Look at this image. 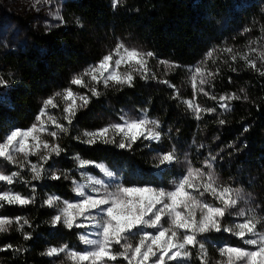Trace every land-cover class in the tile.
Masks as SVG:
<instances>
[{"label": "snow or ice", "instance_id": "snow-or-ice-1", "mask_svg": "<svg viewBox=\"0 0 264 264\" xmlns=\"http://www.w3.org/2000/svg\"><path fill=\"white\" fill-rule=\"evenodd\" d=\"M121 3L122 0H112V7L116 8ZM54 18L63 22L59 11ZM243 31L247 33L252 29L246 27ZM260 31L264 33V25H261ZM262 41L264 36L261 40L249 41L247 51L243 52L231 46L210 49L201 62L187 69L193 91L190 99L181 98L176 85L167 79L158 80L151 71L149 60L155 57L154 52L118 42L98 62L74 74L69 87L45 98L35 121L29 127L13 128L3 135L0 140V160L15 165L19 170L6 174L0 166V182L7 186L23 182L31 191L24 195L13 191L11 187L0 190V209L6 205L24 207L34 204L36 191L32 181L45 178L60 180L63 176L64 179H70L73 185L74 199L69 201L54 193L46 195L41 201L42 206L52 208L56 213L50 224L69 230L90 228L91 231L78 233L79 242L85 246L83 250L78 251L63 244L50 246L41 253L49 257L63 254L61 264H116L119 259H123L126 264H188L193 249L197 250L199 264H209L208 250L198 237L221 232L238 238L245 247L223 243L216 249L221 259L215 264H264V231L257 227L261 224V218L253 208L245 210L237 207L242 199L241 194L238 189L219 182V178L211 171L216 160L211 153L200 167H194L185 157L183 171L171 182L170 189L156 187L152 183L126 184L118 169L114 171L104 162L85 159L78 153L72 159L82 179L70 178L66 172L54 171V163L45 168L53 157L66 152L58 141L62 135L69 133L77 112L86 108L92 98L102 95L97 85L102 84L105 88L131 87L137 76L144 80H158V83L172 89L173 98L181 100L194 118L200 120L206 114L216 113L217 109L202 107L196 102L197 94L216 101L225 112L230 110L231 101L249 99L244 89H240L242 95L232 92L217 96L206 91L205 85L213 86L212 81L220 72L219 67L215 71L210 69L208 62L216 63L219 59L217 53L227 54L225 64L231 66L229 61L241 60L247 68L264 76V44L261 47L254 46ZM158 64L166 68L179 67L175 62L166 60H159ZM7 84L8 81L0 77V86ZM72 86L87 91L75 92ZM58 108L61 109L60 116L51 114V110ZM119 121L94 130H83L73 139L88 146L115 145L124 150H131L137 141H148L163 147L160 121L150 118L146 109L141 110L138 116L123 113ZM218 123L223 125L226 121L221 119ZM45 136L49 139H45ZM30 157L37 159L33 162ZM153 160L156 175H162L179 163L175 145L168 150L158 151ZM90 168L98 170V174H90ZM24 169L31 174L30 180L22 175ZM206 194L214 202L206 201ZM233 215L241 218L242 222H234L230 226L223 223L226 217ZM14 224L24 240L32 238L31 232L24 231L25 226L32 227L26 217L0 215V233L9 232ZM146 229H154L155 232ZM114 246H118L119 250L114 251ZM5 250H13V245L7 244L0 248V251Z\"/></svg>", "mask_w": 264, "mask_h": 264}, {"label": "trees", "instance_id": "trees-1", "mask_svg": "<svg viewBox=\"0 0 264 264\" xmlns=\"http://www.w3.org/2000/svg\"><path fill=\"white\" fill-rule=\"evenodd\" d=\"M255 10L254 5L250 7L242 0H122L116 8L112 7V0H65L62 26L33 33L32 43L26 49H0V69L11 75L8 92L0 96V140L13 128L29 127L44 98L67 87L74 72L98 62L115 42L137 40L154 52L157 59L175 62L180 69L194 64L210 49L232 41L235 26L247 21ZM182 75L180 72L171 75V82L177 86ZM215 85L219 93L235 90L239 94L244 89L249 99L234 100L229 111L206 114L197 120L184 113L182 104L172 99L173 90L136 78L131 87H104L101 96L92 98L78 112L76 128L91 129L98 125V115L124 105L147 109L165 126H169L168 121L176 123L169 135L168 132L162 135L163 144L178 143L181 139L190 141L210 126L211 134L224 149L226 164L235 172L233 177L252 187L264 208V76L250 70L234 73L223 69ZM221 119L226 123L219 124ZM63 145L68 152L119 165L127 171L140 173L155 164L151 155L156 148L144 141L124 150L115 145L88 146L67 136ZM59 165L71 178L78 177L74 162L68 158L59 157ZM172 173L170 170V177ZM34 183V204L6 205L1 209L4 216L26 217L32 225L24 229L31 232L30 240L23 239L15 224L9 232L0 233V248L13 245V250L0 251L3 264H59L55 257L41 253L50 246H79V229L53 227L50 220L56 213L41 203L53 193L66 200L73 198L70 179L62 176L60 180L45 178ZM21 191L27 189L22 187Z\"/></svg>", "mask_w": 264, "mask_h": 264}, {"label": "rangeland", "instance_id": "rangeland-1", "mask_svg": "<svg viewBox=\"0 0 264 264\" xmlns=\"http://www.w3.org/2000/svg\"><path fill=\"white\" fill-rule=\"evenodd\" d=\"M64 2H65V0H0V49L5 50V51L26 49L32 43V34L33 33H36V32L42 31V30H49V29H53V28H57L59 26H62L64 24V21L60 22L59 20L54 18V15L57 11H59V14L63 17L62 11H63V7H64ZM242 2L249 5L250 7H252V5H254L256 10L251 14V16H249V17L247 16V21L243 22L240 26L239 25L235 26L236 32H235V36L233 37L232 41L226 42L225 45H223L222 47H215V48H223L225 46H231L234 48V50L243 52V51H247L246 46L248 45L249 41L261 40V37L264 36V33H261V31H260L261 25H264V0H242ZM246 27L251 28L252 31L247 32V33L244 32L243 30ZM237 28H238V30H237ZM238 37H240V39H236ZM118 42H123L126 46L140 48L143 51H149L139 41L134 40L132 38H128V39H121V40L115 42V44H112L111 46L107 47V49H106L107 53L109 51H111ZM262 44H264V41H262L261 44H257L254 46L255 47H261ZM217 55L219 56V59L216 61V63H212V61H209L208 67L210 69H212L213 71H215V69L217 67H219L220 68L219 75L215 78L214 81H212L213 86L205 85V90L210 91L214 95L220 96V95H223L225 93H232V92L237 93V91H235V90H233L231 92L219 93V91L215 85V82H216V80L219 79V76L221 75L223 69H231L232 70L233 68H235L236 71H233L234 73H238V72H240V69H244V70H250L251 72L255 73L256 75H260L259 73L253 71L252 69L247 68L245 66V63L241 60H237L236 62L229 61L230 65H231V66H229L228 64L224 63V60L228 59L227 54L217 53ZM204 58H205V55H204V57H202L198 61H196L194 64H191V65H188L186 67H182L180 69H177V68H166L164 65L158 64L159 59L154 57V58H151L149 60V68L151 69L152 72L155 73L158 80L167 79L171 82V78H170L171 75L173 76L177 72H180L181 74H183L181 81L179 82V84L176 87L180 90L181 98L190 99L193 97V91H192L191 85L189 83L190 73L187 71V69L190 66H194V65L198 64ZM92 64H95V63H92ZM87 66L88 65H86V66L82 67L80 70L74 72L73 75L81 72ZM258 66H260L259 62H258ZM0 77H3L4 80L8 81L7 85L0 86V96H4L8 92V89L10 86L11 75L9 73L8 74L2 73V71L0 69ZM136 78L141 79L139 76H137ZM141 80H144V79H141ZM158 80L149 79V80H144V81L156 83L158 85H164L169 90H172L167 85L162 84V83H158ZM69 86L70 85H68L67 87H69ZM67 87H65V88H67ZM72 87H73V91H75V92L84 93L85 91H87L86 89L81 88L79 86H72ZM97 87L100 90V92L104 88V86L102 84L97 85ZM62 89H64V88L55 90L54 92L60 91ZM239 94H241V93L239 92ZM172 99L174 100L173 95H172ZM176 100H177V102H176L177 104L178 103L182 104V106L184 108L182 111L184 113H188L189 115L193 116L192 113L189 110H187L186 106L181 102V100H178V99H176ZM196 102L205 108H213V107L219 108L216 101L209 99L207 96H204L203 94H197L196 95ZM231 103H232V101H231ZM83 109H85V108H83ZM83 109H81L79 111H82ZM143 109H145V108L135 107L132 105H124L119 110H112L111 112H107V114H105V115L100 114V115H98L99 118H97V120H99L98 125L94 126L91 129L76 128L79 124L74 119L73 124L69 130V133L66 135H62L58 141L60 146L64 149H66V152L61 153V155L59 157L68 158L69 160L74 162L72 157L75 154H77V153L68 152V149L66 147H64L63 143H64L65 137L69 136V137L73 138L77 135H80L81 131H83V130H94V129L100 128V127H102V126H104L110 122H120L119 117L123 113H128L132 116H138L139 112ZM78 112H77V114H78ZM223 112L224 111L221 109L220 112L217 110L216 113H214V114H220ZM51 114L56 115V116H60L61 109H59V108L53 109V110H51ZM147 114L150 118L160 121V129L159 130L161 131L162 135L167 134V132L169 135V131L172 129V127H175L176 123L174 124L173 121H168L169 126H165L161 123V120L158 119V117L149 113L148 110H147ZM214 114H211V115H214ZM34 121H35V119H34ZM61 122L63 123L64 121L61 120ZM50 130H52V129L50 128ZM202 130H204V131H202L200 134H197V136L196 135L193 136V139H191L190 141H185L184 139H181L180 141H178V143L172 142L171 144H163L165 142V139L162 136L163 147H159L156 143H149L148 141H144L145 145L154 146V148H156L155 151L152 152L153 153L151 155L152 160H153V157L156 156L158 151L168 150L171 148V146L175 145L176 153H177V156L179 158V163H177L175 166H171L162 175H156L157 170L154 167L153 168H147L144 171H141L140 173H138V172H132L130 170L127 171L126 169H122L119 165H112V164H109V163L104 162V161H100V162H104L110 168H112L114 171L118 169L120 174L125 178L126 184L130 185V184L152 183L156 187H165V188L170 189L171 188V182L174 179H176L181 174V172L183 171L185 157H187V159L191 161V163L194 167H200L202 165V162L209 158V153H211L213 156L216 157V160L213 164V168L211 169V171H213L215 173V175L219 178V182L221 184L230 185L232 188L239 190L242 199H241L240 203L237 205V207L238 208H244L245 210H247L248 208L255 209L256 215L261 218V224L257 226L258 230L264 231V227H262V225H264V208H263L262 203L260 202V199H259L257 193L253 190L252 187H249L245 182L236 179V177H233L235 172H233L231 170V167L229 164L228 165L226 164L225 156L222 155V152H224V149H223V147H220L222 145L220 144V142H218V138L211 134L210 126L207 128H204ZM44 138L49 139L47 136H45ZM201 145H203V147H201ZM59 157H53V159L49 161V164L45 165V168L47 169L49 167V165H52L54 163V168H53L54 171L62 170L61 168L59 169L60 165L57 166V163L59 161ZM30 159H32L33 162H35L37 158L36 157H30ZM85 159H87V158H85ZM89 160H91V159H89ZM154 163H155V161H154ZM74 164H75V162H74ZM234 164H235V162H234ZM0 166H2V168L6 174L9 171L19 170L15 165H10L7 162L2 161V160H0ZM75 169H76V167H75ZM170 170L173 171V173H172L173 175L171 177L169 175ZM61 172H64V171L62 170ZM89 172L92 175L98 174V170H96L94 168H90ZM22 175L25 177V179H28V180L31 179V174L27 171V169L22 170ZM69 177H70V175H69ZM73 178L82 179L81 177H79V175H78V177H73ZM34 182L35 181H32V184L35 185ZM8 187H11L13 191L20 192L24 195H28L29 194L28 192L31 191V188L29 186H26L23 182H16L11 186H7V185L3 184L2 182H0V190H7ZM22 187L26 188L27 192L21 191ZM72 188H73V185H72ZM73 199H74V197L71 199H67V200L71 201ZM205 199L208 202H214L211 200V197L208 196L207 194L205 196ZM0 215L4 216L1 213V209H0ZM234 222H242V220H241V218H238L235 215H233L231 217H226L225 221H223V223H225L229 226L232 225ZM165 226H167V225H165ZM146 230L155 232L154 229H146ZM90 231H91L90 228L79 229L80 234L90 232ZM198 239H202V242L205 243V247L207 248V250L208 249L210 250V254L208 253L209 264H215L216 261L221 259L218 252L216 251V249L218 247H220L223 243H230L232 246H235V247H245V245L242 243L241 240L230 235L229 233H224V232L210 233V234H207L206 237H204V238L198 237ZM84 247L85 246L79 242V246L73 247V248L80 251V250H83ZM113 250L118 251L119 250L118 246H114ZM192 252H193L192 258L188 261V264H193L190 262L195 261L197 259L196 258L197 257V250L193 249ZM63 260H64L63 254H61L60 257H55V261H58L59 264H61V262ZM0 264H3L1 258H0ZM116 264H126V262L123 261V259H119L116 262Z\"/></svg>", "mask_w": 264, "mask_h": 264}]
</instances>
